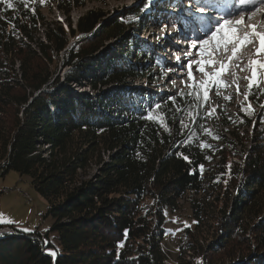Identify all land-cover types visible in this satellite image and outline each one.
I'll list each match as a JSON object with an SVG mask.
<instances>
[{
	"label": "trees",
	"instance_id": "1",
	"mask_svg": "<svg viewBox=\"0 0 264 264\" xmlns=\"http://www.w3.org/2000/svg\"><path fill=\"white\" fill-rule=\"evenodd\" d=\"M93 2L101 0H45L31 5L32 15L13 0L14 10L0 11L16 24L14 35L0 19V177L10 171L28 177L47 202L55 235L45 246L36 231L0 224L13 230L0 234V264H167L165 212L192 222L180 223L175 264H264V123L256 113L264 95L249 98L251 116L240 108L206 116L209 101L201 95L178 98L181 112L163 103L145 120L150 106L191 91V83L146 98L126 88L130 80L160 79L149 49L124 38L140 11L104 23L105 15L87 10L70 22L73 11ZM53 9L64 24L43 18ZM117 39L126 49L108 53L106 43ZM131 46L138 63L130 61ZM81 81L108 90L95 101L69 90ZM181 119L188 124L183 135ZM200 163L203 173L190 174ZM125 229V246L117 249ZM49 250L57 252L54 261Z\"/></svg>",
	"mask_w": 264,
	"mask_h": 264
},
{
	"label": "rangeland",
	"instance_id": "2",
	"mask_svg": "<svg viewBox=\"0 0 264 264\" xmlns=\"http://www.w3.org/2000/svg\"><path fill=\"white\" fill-rule=\"evenodd\" d=\"M145 0H101V2L87 3L85 8L73 11L69 20L72 24L75 23L77 18L85 13L87 10H97L101 12L105 17L103 18L104 23H111L116 17H122L124 15L131 14L132 12L138 10L140 13L136 16V24L131 26L130 29L126 31L124 38L129 40L130 43L138 44L143 48L147 47L151 52L152 57L160 65V73L163 71L164 75L155 83L152 80L146 79H136L128 81V86L126 88H133L136 91H144V97L148 96H159L160 94L168 91L178 90L182 87L187 86L188 83H192L185 79L182 83L181 73L178 71H173L171 73L166 71L167 66H170L174 60H171L172 55L167 54L165 61L162 59L167 53L164 51L165 43L169 42L167 36L163 39H158L164 33L170 32L175 26L164 28L162 31V24H168L171 21L172 25L176 23L172 21H177L178 16L176 12L179 11V0H172L171 3L168 0H159V2L151 7L148 11H142L144 7ZM175 14V15H174ZM43 18L47 21H58L61 24L65 23V17L62 16L56 10L50 12H43ZM133 22V23H134ZM258 40V39H257ZM126 43L120 40H112L106 43L108 53L114 54L118 51V47L123 50L126 49ZM234 46V45H233ZM242 46V47H241ZM180 47V46H179ZM236 50L240 47L239 52L244 50V44H237L234 46ZM215 48V49H214ZM211 48L212 51L205 47L207 52H212L213 55L209 56L207 54H198V58L194 60H204V61H214V65H206V71L214 72L218 70L219 66L224 62L229 65L228 70L222 75V79L228 82V87L224 85H218L212 87L209 93V104L208 110L215 113L216 109H220L224 113L235 114L241 108V105L246 104L244 101V96L237 95L236 87L239 85L241 93H244V87L247 85L248 80L246 77L250 76L251 69L249 67L252 60H260L264 63V54L250 59L248 62L241 64L244 70L241 71L240 67L234 65L233 61L229 60L230 55L225 52L223 47L217 50L216 47ZM233 47L227 48L232 50ZM134 47H130V61L132 63H138V57H134ZM246 53H249L246 51ZM228 54V55H227ZM105 54L102 57H98L96 67L101 68V62L106 61ZM201 55V56H200ZM206 55V57H205ZM170 60L171 62H168ZM98 65V66H97ZM155 71V68L153 69ZM230 70V71H229ZM261 71H264L262 69ZM64 70L59 73L60 78L62 77ZM195 82L199 83L204 79L203 75L200 73H194ZM175 80L173 85L170 81ZM61 81V79H60ZM211 87V86H210ZM125 88V87H124ZM105 87H97V89L92 90L89 86H86L85 81H81V86L72 85L69 87L70 91H76L78 93L88 94L95 101L105 90ZM112 89V88H111ZM231 97V100L226 99V97ZM264 104V101H263ZM262 112L261 108L256 109L257 115ZM252 145V142H249ZM3 188L10 189L6 194L0 195V224L5 225H15L16 228L23 232V229L28 228L31 232H38L44 238V240H49L52 242L54 239V233L50 231L53 224V218L48 214L47 202L30 186L29 179L25 175H19L16 172L10 171L4 177H0V190ZM19 190V192H17ZM25 195V197H24ZM12 221V223H9ZM171 219V215H167V220L165 222V230L171 229L172 232L165 233V239L162 241V246L169 253L170 260L167 264H175L174 255L176 252V247L179 240L180 231H176L180 228V223H192L190 219L182 217L178 219V222L174 223ZM173 233H175L173 235ZM46 235L47 238H46ZM48 253V252H47Z\"/></svg>",
	"mask_w": 264,
	"mask_h": 264
},
{
	"label": "snow or ice",
	"instance_id": "3",
	"mask_svg": "<svg viewBox=\"0 0 264 264\" xmlns=\"http://www.w3.org/2000/svg\"><path fill=\"white\" fill-rule=\"evenodd\" d=\"M159 0H145L144 7L142 11H148L151 9V7L155 4H157ZM169 3L172 2V0H168ZM20 3L23 5L24 9L26 11H31L32 15L36 14V10L34 7H31V5L40 4L43 5L45 3V0H20ZM240 3L242 4H255L260 5L264 4V0H240ZM0 4L7 5V9H0V11H7V10H14V4L13 0H0ZM192 4H196L199 7V12L196 13L195 10L191 7ZM179 10L180 13H183L187 18H191L188 16V14L192 15H198L201 17L208 16L213 23V27L209 28L206 32L203 34H197L195 37H190L188 35H184L182 37V40L189 41L190 43L184 47L180 48L178 46L176 47V51L174 52V61L170 66H167L166 71L171 73L173 71H178L181 73V81L183 83L186 79L191 83V91L185 93L182 89L177 92L174 95H169L165 98V100L155 103L154 105L150 106L149 110L147 111V114L143 116L145 120L151 121L153 119V110L160 109L161 105L166 102H171L172 105L176 108L177 112H181L182 108L177 103V100L179 98L180 101L186 100L188 97L196 96L200 97L202 95L203 101L208 102L209 101V92H210V86L216 87L218 85H224L225 87H228V82L226 80L222 79V75L228 70L229 65L227 64H221L218 68V70L214 72L206 71V65H214V61H204V60H193L191 56V51L196 50L198 54H207L209 56L213 55L212 52H207V50L203 47L204 45L209 44L208 37L211 38L212 41L215 42L217 50H219L221 47L227 51L228 45L230 43L232 44H255L258 43V47L254 49L256 55H262L264 54V32H260L256 30L257 26H252L253 31L245 34L242 39L237 36V29L241 28V21H243L244 17L241 15V21H236L234 24L229 25V19L228 18H216L211 15L212 12L215 11V9L212 7L211 3H204V0H188L187 6H185V0H179ZM211 10V11H209ZM175 15V14H174ZM0 19H6L4 17H0ZM15 19V18H13ZM7 23L12 24L13 28V34H16V24L13 23L12 19H6ZM169 26H175L177 32L182 31L183 29L179 25H172L171 21H169L168 24H162V31L164 28H167ZM165 36H171L170 33H164L162 36L158 37V39H163ZM258 38V40H257ZM180 51H184L185 56L182 59L181 56L178 54ZM237 50L235 47L232 48V56L229 57L230 61H235L237 64V67H240V70L243 71L244 67L240 64V61L237 59ZM251 73L249 77H246L248 80L247 83V91L245 93H241L239 85L236 87L237 95H243L244 101L246 102V105H241L240 111L245 114V116H251L254 113V109L252 108L250 97L254 98L257 102L260 100V96L264 95V71H261L264 69V63H262L260 60H252L250 65ZM198 72L203 75L204 79L200 81L199 83L195 82L194 73ZM161 76L164 75L163 71L160 73ZM173 85L175 84V80L170 81ZM226 99L231 100V97H226ZM262 112H261V119L260 122L264 123V104L261 105ZM214 110L209 111L206 116L213 115ZM196 115L193 113H189L190 122L195 123L196 121ZM232 117H229V120H231ZM240 123H245L244 117H241ZM256 127V122L253 121V128ZM179 128L180 132L183 135L185 129L188 128V124L185 122V120L181 119L179 121ZM205 132H208V129H204ZM189 140H184L181 142H178L179 144H188L190 142ZM214 139H219V137H214ZM201 148H210L213 149V152L216 151V149L213 148L211 144L201 143ZM177 156L181 157L185 162L192 164V160L188 155H185L182 152H177ZM206 160H211V156H206ZM196 168L199 169L200 173H203L204 170V164L200 163L195 168H190V174L196 175L197 171ZM229 172L231 170V164L228 165ZM165 216H167V213H164ZM174 223L178 221H173ZM9 223H12L10 221ZM190 225L185 221L184 222V228H189ZM26 232L31 231L28 228L23 229ZM176 231H183V228H178ZM167 232H172L171 229H168ZM166 232V234H167ZM129 234V230L125 229L123 231V237L124 239L118 240L116 242L117 249L123 248L125 246V240L127 239ZM175 233H173L174 235ZM44 245L46 246L49 242L45 240ZM49 255L55 257L57 255V252L49 250ZM117 259H119V254L117 255Z\"/></svg>",
	"mask_w": 264,
	"mask_h": 264
},
{
	"label": "bare ground",
	"instance_id": "4",
	"mask_svg": "<svg viewBox=\"0 0 264 264\" xmlns=\"http://www.w3.org/2000/svg\"><path fill=\"white\" fill-rule=\"evenodd\" d=\"M191 7L193 8V5H191ZM190 15H192V14H190ZM241 15H243V17H244L243 21H241ZM223 18L229 19V25L230 26H231V24H234L236 21H241L242 26H241V28L237 29V36L240 37L241 39L245 34L253 31L252 26H257L256 30H258L260 32H264V4H260V5L251 4L247 7L238 8L237 10H235L234 12H232L231 14H229L227 16H224ZM170 27H172V26H170ZM208 39L210 41L209 44L204 45L203 47L205 48L208 46L210 48H214L211 38L208 37ZM167 43H169V42H167ZM183 44L184 43H182V45ZM230 45H231V47L236 46L235 44L230 43L228 45V48L230 47ZM256 47H258V43H255V44H246L245 43L244 48H243L244 50L239 52L240 47L237 49L236 54H237V59L240 61V64H244V63L248 62L251 58L254 59L255 57L258 56L255 54V51H254V49ZM193 51L197 52L196 50H193ZM246 51H248L249 53H246ZM226 52L230 56H232V50L228 49V51H226ZM205 57H206V55H205ZM233 63L235 66H237L235 61H233ZM223 64H227V63L224 62ZM195 73L198 74V72H195ZM8 233H12V232H8ZM48 253H49V251H48Z\"/></svg>",
	"mask_w": 264,
	"mask_h": 264
},
{
	"label": "built area",
	"instance_id": "5",
	"mask_svg": "<svg viewBox=\"0 0 264 264\" xmlns=\"http://www.w3.org/2000/svg\"><path fill=\"white\" fill-rule=\"evenodd\" d=\"M4 165V162H2L1 164H0V166H3ZM10 191V189H6V188H3L2 190H0V195L1 194H7L8 192ZM17 192H19V190H17ZM24 197H25V195H24ZM13 230L12 229H10V228H3V229H1L0 230V234L1 233H8V232H12Z\"/></svg>",
	"mask_w": 264,
	"mask_h": 264
},
{
	"label": "water",
	"instance_id": "6",
	"mask_svg": "<svg viewBox=\"0 0 264 264\" xmlns=\"http://www.w3.org/2000/svg\"><path fill=\"white\" fill-rule=\"evenodd\" d=\"M49 255V254H48ZM51 258H52V260L54 261V259H55V257H53V256H51V255H49Z\"/></svg>",
	"mask_w": 264,
	"mask_h": 264
}]
</instances>
